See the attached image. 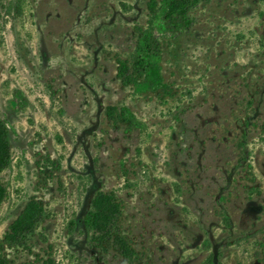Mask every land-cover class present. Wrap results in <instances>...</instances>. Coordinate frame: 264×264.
Listing matches in <instances>:
<instances>
[{
  "label": "rangeland",
  "instance_id": "374dc122",
  "mask_svg": "<svg viewBox=\"0 0 264 264\" xmlns=\"http://www.w3.org/2000/svg\"><path fill=\"white\" fill-rule=\"evenodd\" d=\"M153 1L0 0V264H264V0Z\"/></svg>",
  "mask_w": 264,
  "mask_h": 264
},
{
  "label": "trees",
  "instance_id": "16d2710c",
  "mask_svg": "<svg viewBox=\"0 0 264 264\" xmlns=\"http://www.w3.org/2000/svg\"><path fill=\"white\" fill-rule=\"evenodd\" d=\"M163 7L155 10L156 2L153 1L150 9L153 14L151 17L150 26L146 30H139V38L141 40L142 47H139L137 53V58L143 59H156L159 51V39L163 38L168 31L169 36L176 38L183 29L169 26L168 23H172L175 17L180 15L184 19H187V26L192 25L193 19L188 16V12L192 9L198 7L200 0H163ZM161 11V19L159 22L155 23V20L158 17V12ZM14 99L19 106L25 104V98L22 96L20 91H15ZM10 166V162H5L4 164L0 163V172ZM96 214V209L87 213L85 222L87 227L91 230L94 229V218L93 215Z\"/></svg>",
  "mask_w": 264,
  "mask_h": 264
}]
</instances>
